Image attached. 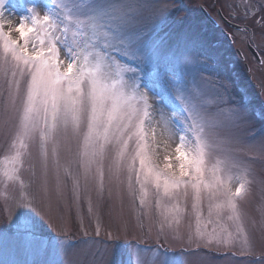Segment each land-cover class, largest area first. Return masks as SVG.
Returning a JSON list of instances; mask_svg holds the SVG:
<instances>
[{
    "label": "snow or ice",
    "instance_id": "snow-or-ice-1",
    "mask_svg": "<svg viewBox=\"0 0 264 264\" xmlns=\"http://www.w3.org/2000/svg\"><path fill=\"white\" fill-rule=\"evenodd\" d=\"M157 4L0 0V127L7 137L0 183L20 190L5 198L13 210L0 224V264H64L61 257H75L73 244L45 232L52 227L53 203L58 209L70 192L79 206L93 184L99 207L106 168L117 194L126 173L128 195L145 215L154 198L158 237L178 232L189 196L196 227L187 239L196 248L242 241L250 251L247 225L264 231V217L248 220L239 203L251 181L248 161L237 158V129L248 121L250 105L227 97L231 85L218 66L217 89L201 87V58L214 61L210 38L195 21L157 38L172 15L166 4ZM229 8L230 18L244 23L238 31L250 43L264 44V0H238ZM153 97L167 101V111L155 109ZM158 149L165 153L162 166L153 162ZM248 150L264 158V142ZM212 151L218 155L210 164ZM33 185L40 198L31 194ZM87 203L92 215L91 194ZM224 212L234 227L217 231ZM132 248L135 259L127 264H171L159 246ZM124 253L117 238L107 264H125ZM67 264L79 261L69 258Z\"/></svg>",
    "mask_w": 264,
    "mask_h": 264
},
{
    "label": "rangeland",
    "instance_id": "rangeland-1",
    "mask_svg": "<svg viewBox=\"0 0 264 264\" xmlns=\"http://www.w3.org/2000/svg\"><path fill=\"white\" fill-rule=\"evenodd\" d=\"M181 3L184 8L192 9L194 13L198 11V14L201 8H203L208 17L217 24L219 29H222L217 11L220 5L223 4L224 8H222V11L226 16L227 13L225 12L231 11L229 5L232 2L231 0H184ZM165 4L169 8L174 7L170 0H158L157 6ZM178 18H181L179 11H177L172 20H177ZM178 26H170L168 22V24L163 25L159 30L157 38L173 32ZM233 35L236 36L237 33ZM233 39L235 40L231 45L232 49L238 47L240 52H243L241 63H246L250 66L253 78L262 88L264 95V72L260 73V70L253 67L252 62L246 56V50L243 48L241 40L238 37H234ZM215 58H217V55ZM201 59L206 68L199 74V82L205 91L211 92L217 89L221 78L229 83L222 72L223 70L219 67L220 65L218 67L221 70L222 77L218 78L215 71L217 68L215 62L203 57ZM223 60L226 61V59ZM262 70L264 71V68ZM3 91L4 85L0 81V92ZM230 95L231 93L228 89L227 97L233 101ZM151 102L155 109L167 111V108L164 107V103H167V101L162 103L159 97H153ZM2 105L3 97L0 96V108H2ZM237 135L241 140V143L237 146L241 149L237 153V158L248 161L250 171L247 179L251 181L248 194L239 202L240 207L248 220L259 221L264 217V158H261L258 152L249 151L248 148L249 145H256L258 147L261 142H264V132L255 126L249 116L247 122L239 125ZM6 141L7 137L4 134L3 128L0 127V159L7 154ZM33 152L35 153V148H33ZM164 154L163 151L158 149L157 155L153 157V162L162 166ZM217 155L216 151L210 153V164L214 163ZM233 171L234 173L237 172L235 169ZM23 175L25 180H27L30 173L25 172ZM121 180L123 183L119 187V194H117V188L108 179L106 168L105 198L99 207H97L93 184L88 186V191L82 193V201L79 206L73 205L70 192L60 202L58 209H56L55 203H53L52 227L48 228L46 225L45 232L53 238H60L66 243L73 244L74 247L71 249V252L76 254L75 257H61L64 264H67L69 258H74L79 261V264H107L113 242L117 238H119L120 244L125 249L124 256L122 257L125 264H127L129 259H135L132 245L137 243L144 248L155 249L159 246L162 251H167L171 264H264V231L258 225L256 227H253L250 223L247 225V230L252 240L250 251L242 241L229 247L213 244L208 247L201 246L200 248H196L195 242L189 243L187 239L188 234L194 233L196 227L195 216L191 207L192 201L189 196L187 201L182 203V206L187 208V212L181 218L180 224L176 226L178 232H167L166 235H159L158 237L161 217L156 213L154 198L149 197L153 201V207L145 215L146 209H141L138 201L134 203L133 198L128 195L126 173L121 176ZM235 186L233 184V188ZM30 191L31 194L36 195L38 198L41 197L37 185H33ZM109 191L112 193L111 198H109ZM19 192L20 190L17 185L5 187L3 183H0V224L7 221L8 215L13 210L12 202L9 201L5 204V198L7 196L18 197ZM89 194L93 197L92 215L88 213L87 196ZM206 204L207 202H205L204 208L205 218L207 217ZM44 210L47 211L46 208ZM222 215V223L215 226L217 231H220L222 227L233 228V222L227 220V212H224ZM81 220H83V227H81ZM98 226L100 230L99 236L96 235ZM211 227L210 225L209 229ZM109 233H111L112 240L108 239ZM242 252L244 254H241Z\"/></svg>",
    "mask_w": 264,
    "mask_h": 264
},
{
    "label": "flooded vegetation",
    "instance_id": "flooded-vegetation-1",
    "mask_svg": "<svg viewBox=\"0 0 264 264\" xmlns=\"http://www.w3.org/2000/svg\"><path fill=\"white\" fill-rule=\"evenodd\" d=\"M231 2L232 3L238 2V0H231ZM222 8H224L223 4L220 5V7H219L220 13H221L222 18H223V20L220 21V24L222 27V29H220V30H225L232 35L234 33H237L236 36L233 35V38L238 37V39L241 40V42L243 44V48L246 50V56L248 57L250 62H252L253 67L256 68L257 70H260V73L261 72L263 73L264 71L262 69L264 68V44L260 43L259 40H257L255 43H250L248 40V36L245 35L242 31H238V28L244 27V23L239 19L230 18L229 12H225V13H227L225 16L223 14L224 12L222 11ZM229 22L233 23L237 27H234V28L229 27V25H228ZM233 38L231 36L226 37V40L228 42H234L235 39H233ZM245 68H246L245 70L247 72V75L250 78L252 85H253L256 93L259 96V99L261 100V104L264 106L263 90L259 86L258 82H256L255 79L253 78V74L250 71V69H251L250 66L248 64H245Z\"/></svg>",
    "mask_w": 264,
    "mask_h": 264
}]
</instances>
